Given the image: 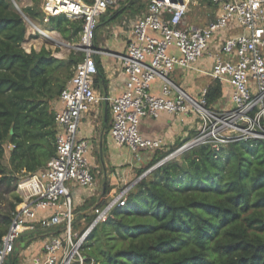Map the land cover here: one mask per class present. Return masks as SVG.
Returning <instances> with one entry per match:
<instances>
[{"label":"built area","instance_id":"obj_1","mask_svg":"<svg viewBox=\"0 0 264 264\" xmlns=\"http://www.w3.org/2000/svg\"><path fill=\"white\" fill-rule=\"evenodd\" d=\"M120 1L41 0L43 22L58 14L81 21L73 48L82 50V59L55 100L54 155L42 169L21 174L16 183L21 200L0 237V264H99L84 252L88 234L112 209L125 205L137 180L92 206V220L83 228L74 227L72 187L93 193L96 184L88 140L78 134L81 116L93 105L108 104L112 141L127 147L135 161L142 160L144 151L165 144L161 136L141 133L142 119H156L162 112L194 118L192 136L151 167L200 144L219 148L236 141L264 142V0H147L123 54L94 44L100 16ZM196 6L213 14L212 19L203 25L188 22V11ZM100 53L121 60L125 81L119 95L96 92ZM177 70L188 83L189 74L195 73L229 87L225 103L208 104V85L193 87L190 82L192 91L182 87L173 77ZM40 229L45 233L38 234ZM24 232L32 233L21 237Z\"/></svg>","mask_w":264,"mask_h":264},{"label":"trees","instance_id":"obj_2","mask_svg":"<svg viewBox=\"0 0 264 264\" xmlns=\"http://www.w3.org/2000/svg\"><path fill=\"white\" fill-rule=\"evenodd\" d=\"M40 3L31 0L19 12L11 0H0V186L42 169L54 155L51 104L82 59V53L73 52L59 58L45 47L25 50L22 15L43 21ZM44 24L67 41L79 40L80 20L58 14L49 15ZM221 96L222 85L212 79L208 104L215 105ZM185 140L166 151H144L153 157L142 158L136 177ZM179 156L137 180L125 205L112 209L90 231L84 252L99 264H264V142L236 141L219 148L200 144ZM104 190L101 201L93 200L91 206L108 199L107 182ZM13 191L7 211L0 209V237L21 200L16 182ZM84 206L74 209L76 229L92 220L88 210L79 212Z\"/></svg>","mask_w":264,"mask_h":264},{"label":"crops","instance_id":"obj_3","mask_svg":"<svg viewBox=\"0 0 264 264\" xmlns=\"http://www.w3.org/2000/svg\"><path fill=\"white\" fill-rule=\"evenodd\" d=\"M20 1L23 3V6L31 4V0ZM144 10L145 4H142L137 0H121L116 7L108 8L104 14H102L100 21L103 22L100 24L101 26L96 30V39L94 43L96 48L111 53L123 54L126 51V42L130 35L131 28L136 20L142 15ZM197 24L203 25L205 23ZM36 39H39L38 36L32 37L31 40L35 41ZM44 47L47 48L46 46ZM40 48L41 47L33 49L38 51ZM96 58L101 70V74L98 73L95 76L97 79V84H95L97 94L112 96L119 95L123 90L125 81V75L121 70V60L113 55L101 53L97 54ZM201 62H204V60ZM173 77L178 84L182 85V87L192 91V88L197 86L195 80L201 76L196 75L195 73L189 74V83L191 82L193 87L183 79L180 70H177ZM211 80L212 79H210L206 85H208ZM228 93L229 87L224 86L222 88L223 96H221L220 99L225 100ZM52 102L51 107L54 111L56 103L55 100ZM217 102L218 101H216V103ZM217 104H221V101ZM105 105L104 101L100 104L93 105L89 111L81 116L78 126V134L88 140V158L90 162L93 161V153H98L103 164L108 160L111 167L109 177L114 176V178L111 180L106 179L108 170L105 168L103 175L106 180L101 183V190L96 196H94L95 193H97L96 190L91 193L72 187L74 193V209L87 205L79 212L85 210L89 211L92 208L91 201L95 200L94 203L101 201L102 198L99 200V197L104 190L106 182H108L107 184L109 185V197V195L115 194L122 185L129 184L127 182L133 181L134 176L136 175V168L145 161H135L127 147H121L113 143L109 133L111 126V113L108 104L107 106ZM194 127L195 121L191 115H174L167 112H162L156 119L146 117L140 122V131L143 135L161 136L165 139V144L161 148L165 151L173 147L179 141L190 138L193 134ZM7 150L8 148L6 151Z\"/></svg>","mask_w":264,"mask_h":264},{"label":"rangeland","instance_id":"obj_4","mask_svg":"<svg viewBox=\"0 0 264 264\" xmlns=\"http://www.w3.org/2000/svg\"><path fill=\"white\" fill-rule=\"evenodd\" d=\"M137 1L140 3H143V4H146V2H147V0H137ZM11 2L18 11H20L21 8L23 7V3L21 1L16 2L14 0H11ZM40 2H41V0H40ZM22 16H23V19L25 21L26 28H27L26 29V38H25V41L22 43L25 50L29 51L31 48H35V49L37 48L38 49L39 47L46 46L48 49H50L52 51V54L54 56H57V57L66 58L70 52H73L77 55H81L82 50L73 48V46L76 45L78 43V41H76V42L67 41L64 38H62L61 34L58 31L51 30V28L49 26H47L46 24H44L43 21H32V19L29 18L28 16H26L25 14H23ZM212 17H213V14H209V13L205 12L203 7H199V6L191 7L190 10L188 11V14H187V20L188 21L197 22L200 24L207 23L208 21H210L212 19ZM102 22L103 21H98V26L96 27V30H98V28L101 26L100 24ZM32 23H34L36 26L42 28L45 31L46 35L44 36L43 34H40L37 31H35L34 27L32 26ZM34 35H37L39 39L32 41L31 39H32V37H34ZM95 39H96V34H95V38H94V43H95ZM210 79L211 78H209L207 76H201V77L197 78V80H195V83L197 86L203 87L210 81ZM95 84H97V79L95 80ZM219 100L221 101V104L225 103L224 99H218L217 103H220ZM7 154H8V150L5 152V158L7 157ZM141 154H142V158L144 157L145 161H148L149 159L151 160L152 159L151 157H153L151 152H143ZM103 158L105 159L104 156H103ZM172 158L180 160L179 155L172 157ZM91 165H92V169H93L92 172L95 176V183H96L94 192H95V190H96V192H98L101 190V183H103L106 179L111 180L112 178H114V176L109 177V173H111L110 164H109L108 160H107V162H104V164H103L98 153H95V152L93 153V161L91 162ZM105 168L108 170L106 179L103 175V171ZM137 178L138 177H136V175H135L133 181H130L127 183L134 182L137 180ZM18 180H19V177L16 180L12 179L10 186H5V185L0 186V209L2 211H7L8 204L13 199V195H15V192L13 191L14 184H15V182L17 183ZM78 195H80V194H78ZM113 195L114 194L109 195V197H112ZM109 197H107V198H109ZM79 227H83V224L80 223ZM19 243H21V241H19Z\"/></svg>","mask_w":264,"mask_h":264},{"label":"water","instance_id":"obj_5","mask_svg":"<svg viewBox=\"0 0 264 264\" xmlns=\"http://www.w3.org/2000/svg\"><path fill=\"white\" fill-rule=\"evenodd\" d=\"M20 12V11H19ZM105 96H106V94H105ZM105 106H107V103L105 102ZM10 133H12V129H10ZM160 165V164H159ZM156 166H158V165H155V166H153V167H150L149 169H147L144 173H142L138 178H137V180L138 179H140L142 176H144L147 172H149L151 169H153V168H155ZM103 194H104V190L102 191V193H101V195H100V197H99V200L102 198V196H103ZM31 233L32 232H24V233H22L21 234V237H25V236H28V235H31Z\"/></svg>","mask_w":264,"mask_h":264}]
</instances>
